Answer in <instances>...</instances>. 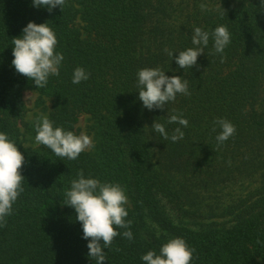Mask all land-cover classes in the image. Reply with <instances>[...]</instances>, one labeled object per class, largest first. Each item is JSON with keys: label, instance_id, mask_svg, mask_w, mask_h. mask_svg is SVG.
<instances>
[{"label": "trees", "instance_id": "trees-1", "mask_svg": "<svg viewBox=\"0 0 264 264\" xmlns=\"http://www.w3.org/2000/svg\"><path fill=\"white\" fill-rule=\"evenodd\" d=\"M220 1L216 9L203 11L179 3L176 9L183 15L178 20L152 0H66L62 10L57 6L51 12L34 7L32 0H0V132L25 157L24 192L0 227V264H96L88 256L89 241L74 208L64 205L65 191L80 169L86 178L121 184L128 196L126 219L132 221L133 239L123 236L127 229H117L121 234L105 249V264H145L144 254H158L175 237L195 249L190 264L264 261V6L261 0ZM30 21L48 22L58 40L56 51L64 55L59 76H50L43 88L12 65V39ZM220 25L231 36L224 62L210 37L198 66L180 68L175 57L194 47V29L211 33ZM165 48L173 51V59ZM77 67L90 77L73 84ZM145 67H160L167 76L188 80L191 95L178 93L165 109L148 110L137 87V73ZM26 90L36 91L42 104L50 100L54 126L78 135L79 117L87 115L94 148L69 160L44 145L25 146L20 124ZM174 114H183L188 126L168 123ZM218 118L236 127L235 135L221 145L216 141L221 129L217 125L212 131ZM154 122L163 124L169 137L181 127L184 138L164 140ZM240 162L257 172L260 188L255 198L211 214L230 216L220 228L189 229L169 220L162 202L182 211L186 201L180 193L186 181L229 180ZM175 175L183 180L176 181ZM150 224L158 227L157 234Z\"/></svg>", "mask_w": 264, "mask_h": 264}, {"label": "clouds", "instance_id": "clouds-1", "mask_svg": "<svg viewBox=\"0 0 264 264\" xmlns=\"http://www.w3.org/2000/svg\"><path fill=\"white\" fill-rule=\"evenodd\" d=\"M32 3L34 7H46L51 12L57 6L62 10L66 0H32ZM261 3L264 6V0ZM200 8L202 11L207 10V5L202 3ZM22 32L21 36L12 39V65L17 73L33 81L36 87L43 88L48 84L50 76H59L64 55L56 51L58 40L48 22L37 24L30 21ZM210 37L214 41L215 52L221 54V62H224V49L229 45L231 36L227 26L220 25L211 33L196 27L191 38L194 47L179 52L175 57L177 65L183 69L198 66V56L204 53ZM164 51L173 59L172 50L165 48ZM89 77L90 73L77 67L72 83L79 84ZM137 77L139 100L148 110L165 109L168 102L176 100L178 93L191 95L188 80L178 75L167 76L160 67L142 68ZM168 123L188 126V120L183 118V114L171 115ZM217 125L221 129L216 136L218 145L236 133L235 125L227 119L218 118L214 122L213 132H216ZM34 127L36 143L46 146L57 157L76 160L82 152L94 147L89 135L83 132L77 135L62 126H54V121L43 113L34 121ZM152 127L164 140L177 142L184 138L181 127H177L171 137L163 124L154 122ZM24 163L25 157L16 142L7 133L0 132V227L6 225V217L12 214L13 205L24 192L22 185L25 177L21 174ZM65 196L64 205L74 208L76 220L82 224L83 238L89 241L88 256L94 258L96 264H105V249L110 248L114 239L121 234L117 229H127L123 236L129 241L133 239L130 230L132 221L126 219L129 215L126 207L128 196L121 184L86 178L84 170L80 169L77 179L71 181L70 190L65 191ZM194 252L195 249L189 247L185 239L175 237L164 243L158 254L155 250L148 251L142 256V260L145 264H190Z\"/></svg>", "mask_w": 264, "mask_h": 264}, {"label": "rangeland", "instance_id": "rangeland-1", "mask_svg": "<svg viewBox=\"0 0 264 264\" xmlns=\"http://www.w3.org/2000/svg\"><path fill=\"white\" fill-rule=\"evenodd\" d=\"M179 3L190 4L191 10H200V5L206 4L207 9H216L220 4V0H152V4L156 7L165 6L169 9V13L174 17V19L181 20L182 9H176ZM183 4H180L183 7ZM23 98L26 106V114L24 121L20 124V129L22 133V140L24 145L28 146H38L39 144L35 141V127L34 121L36 118L43 113L49 117V111L51 107L50 100H45L42 104L38 100V93L34 90H26L23 92ZM92 125V120L85 114L80 115L79 121L77 123L78 135L83 132L89 135L95 145L94 132L90 129ZM94 148V147H93ZM92 148V149H93ZM90 149V150H92ZM238 173L229 180L219 182V181H207L208 183L198 181H186L185 188H182L181 197L186 204L184 205L182 211L175 210L171 207L169 203L165 204L164 211L168 216L169 220L175 224L183 225L189 229H213L220 228L221 222L228 220L229 215L225 217L215 216L218 213H224L226 208L230 207L235 203H239L246 199H253L256 197L257 192L260 188V181L257 178V172L253 173L252 170L246 168V164L240 162ZM175 180H183L179 175L174 176ZM185 183V182H184ZM188 211V212H186ZM191 211L195 212L191 215ZM193 212V213H194ZM211 214H215L212 215ZM220 223V224H219ZM149 229L154 231L155 234L158 233V227L150 224ZM259 264H264L262 258L258 257Z\"/></svg>", "mask_w": 264, "mask_h": 264}]
</instances>
